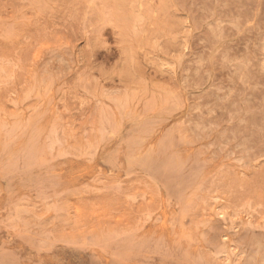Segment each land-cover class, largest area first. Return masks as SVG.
Wrapping results in <instances>:
<instances>
[{
	"label": "rangeland",
	"instance_id": "1",
	"mask_svg": "<svg viewBox=\"0 0 264 264\" xmlns=\"http://www.w3.org/2000/svg\"><path fill=\"white\" fill-rule=\"evenodd\" d=\"M0 264H264V0H0Z\"/></svg>",
	"mask_w": 264,
	"mask_h": 264
}]
</instances>
